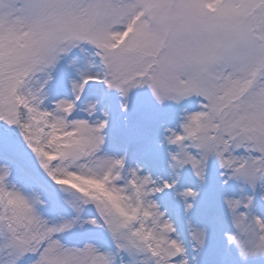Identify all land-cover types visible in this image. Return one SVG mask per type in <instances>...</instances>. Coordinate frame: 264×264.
I'll use <instances>...</instances> for the list:
<instances>
[{"label":"snow or ice","instance_id":"6c2138e0","mask_svg":"<svg viewBox=\"0 0 264 264\" xmlns=\"http://www.w3.org/2000/svg\"><path fill=\"white\" fill-rule=\"evenodd\" d=\"M0 264H264V0H0Z\"/></svg>","mask_w":264,"mask_h":264}]
</instances>
